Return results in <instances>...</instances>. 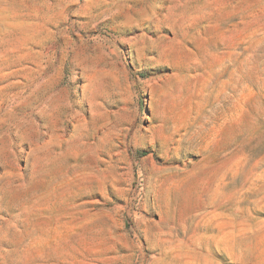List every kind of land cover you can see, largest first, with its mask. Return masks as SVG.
<instances>
[{
    "label": "rangeland",
    "instance_id": "obj_1",
    "mask_svg": "<svg viewBox=\"0 0 264 264\" xmlns=\"http://www.w3.org/2000/svg\"><path fill=\"white\" fill-rule=\"evenodd\" d=\"M0 264H264V0H0Z\"/></svg>",
    "mask_w": 264,
    "mask_h": 264
}]
</instances>
